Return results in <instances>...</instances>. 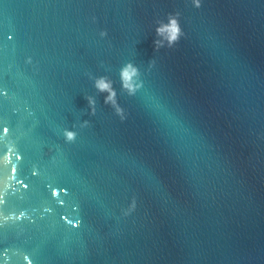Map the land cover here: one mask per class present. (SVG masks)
I'll return each instance as SVG.
<instances>
[{
	"label": "water",
	"instance_id": "95a60500",
	"mask_svg": "<svg viewBox=\"0 0 264 264\" xmlns=\"http://www.w3.org/2000/svg\"><path fill=\"white\" fill-rule=\"evenodd\" d=\"M0 264H264V0H0Z\"/></svg>",
	"mask_w": 264,
	"mask_h": 264
}]
</instances>
